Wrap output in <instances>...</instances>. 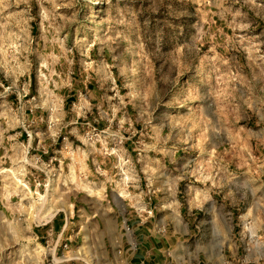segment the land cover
Instances as JSON below:
<instances>
[{
  "label": "rangeland",
  "instance_id": "obj_1",
  "mask_svg": "<svg viewBox=\"0 0 264 264\" xmlns=\"http://www.w3.org/2000/svg\"><path fill=\"white\" fill-rule=\"evenodd\" d=\"M87 260L264 264V0H0V264Z\"/></svg>",
  "mask_w": 264,
  "mask_h": 264
},
{
  "label": "bare ground",
  "instance_id": "obj_2",
  "mask_svg": "<svg viewBox=\"0 0 264 264\" xmlns=\"http://www.w3.org/2000/svg\"><path fill=\"white\" fill-rule=\"evenodd\" d=\"M55 212V211H54ZM54 212H52L51 214H49V216H48V219H50V217L54 214ZM78 258H80L81 260L83 259V260H86L85 258H86V256H84V255H78L77 256ZM88 261V260H87ZM88 264H92V262L91 261H88Z\"/></svg>",
  "mask_w": 264,
  "mask_h": 264
}]
</instances>
